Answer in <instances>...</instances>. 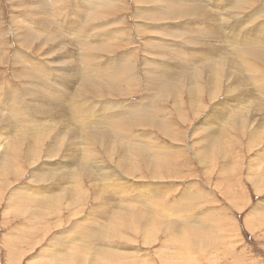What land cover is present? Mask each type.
I'll return each instance as SVG.
<instances>
[{"label":"rangeland","instance_id":"obj_1","mask_svg":"<svg viewBox=\"0 0 264 264\" xmlns=\"http://www.w3.org/2000/svg\"><path fill=\"white\" fill-rule=\"evenodd\" d=\"M53 1L58 2L56 9L46 10L51 29L48 34L36 20L25 15L22 7L12 9L9 0H0V158L19 160L6 176L0 163V264H264V67L259 66L262 73L248 70L241 57L230 62L235 53L249 54L235 47L242 45L244 26H249L247 31L256 28L252 24L254 15H258L254 19L261 17L257 20L261 26L258 32H263L264 0H249L240 16L234 18L230 12L236 6L226 7L232 0H203L206 7L202 10L218 18L229 9L224 16L230 17L231 26L222 21L217 25L221 30L218 35L211 34L206 21L200 22L205 26L204 33L213 37L197 33L204 43L196 45L199 42L190 41V46L185 41L193 35L190 29L195 31L189 24L193 20H149L147 13L142 12L156 5L153 0L154 5L144 3L142 7L135 6L133 0H119L121 13L116 16L106 12L100 27L91 20L93 33L83 35L90 42L78 46L73 34L62 33L63 27L60 29L55 22L61 11H68L71 1L76 0ZM78 1L80 4L82 0ZM33 2L27 1V5ZM181 2L192 0H157L165 5ZM37 11L32 14L34 18L42 15L43 11ZM33 32H39L41 38L49 37L47 41L38 39L46 45L40 47L33 42L27 51H21L17 42L37 39ZM167 32L170 36L163 42L159 38L155 46L166 44L169 49L158 47L153 55L152 46H148L150 38ZM26 35L32 39H24ZM237 37L239 43L234 39ZM101 42L107 49L95 53V44ZM262 48L259 46L258 50ZM17 52L32 56L35 63L38 61L48 70L46 75L52 80L48 88L39 80L43 78L40 74L29 72L26 78L21 75L23 66L28 71L29 64H16ZM150 53L154 57H149ZM193 56H199V61L195 62ZM71 62L78 70L75 78L67 66ZM204 62L212 70L223 62L225 74L208 68L203 72L194 70ZM127 68L134 81L122 80V97L106 92L88 94L82 89L83 76L95 77L91 80L105 84L106 71L122 72ZM238 69L245 70L240 73ZM152 72L157 79H164L158 87L149 85ZM62 74L72 80L71 93L61 86L57 89V84L63 82ZM33 77L39 78L38 84ZM48 77L43 78L46 83ZM165 81L177 92L181 107L175 104V95L167 91ZM182 84L184 87L177 90ZM87 85L94 86V82ZM32 87L52 92L49 96L38 94L39 99L34 100L25 95V89L34 91ZM57 90L60 95L55 94ZM103 105L111 106L112 112L118 108L117 114H126L132 105L138 107L130 117L122 114L115 118L107 114L111 111ZM156 119H163L164 125L152 123ZM225 123L231 127V135L220 140L225 141V147H206L205 139L217 141L219 133L226 130ZM116 131H124L126 137L122 132L117 136ZM16 141L20 143L10 145ZM224 149L231 156L228 162L225 151H221ZM34 173H40L46 182L32 184ZM14 174H18L16 180L9 177ZM39 193L47 195V202L55 194L54 203L45 207L28 198L41 196ZM17 196L22 197L12 200ZM114 209L120 213L118 217H114ZM152 213L163 215L156 217L155 223L144 219ZM166 223L174 232L170 233ZM91 227L94 231H88ZM190 227L194 229L182 233ZM112 255L124 257V261L110 259Z\"/></svg>","mask_w":264,"mask_h":264},{"label":"bare ground","instance_id":"obj_2","mask_svg":"<svg viewBox=\"0 0 264 264\" xmlns=\"http://www.w3.org/2000/svg\"><path fill=\"white\" fill-rule=\"evenodd\" d=\"M27 1H35V2H33V3H31L30 4V6H28L27 5ZM38 1V2H37ZM154 1V3L156 4V5H154V3H152V1L151 0H133V2H134V4H137V5H135V6H141V4H144V3H147V4H145V5H150L151 3L154 5V7L153 8H151V9H149V10H146V11H143L142 13L143 14H145V13H147V18L149 19V20H152V21H155V22H157V21H168V20H177V19H180V18H185V17H188V18H191V20H193L191 23H189V24H191V25H193L194 26V29H195V31H194V33L193 32H191V30L192 29H190V33H192L193 35H191L190 36V38L188 37V39L189 40H187V41H185L186 43H188V45H189V43H190V41H195L196 43L197 42H199V44L197 43L196 45H200L201 43L203 44L204 43V41H203V38H200V36H198V35H200V34H197V33H202V35H204V36H208V35H211V34H213L214 32L216 33V34H218L219 35V32L221 31L220 30V28H218V26L217 25H220V23L222 22V21H226V23H228L229 24V21H228V17L229 16H224L225 14H228L230 11H229V9H225L223 12H222V10H221V12H222V14L220 15V18H218L215 14H211V13H209V12H207V11H203L202 10V8L203 7H206V5H205V2L203 1V0H195V2H194V0H192V2H181V3H174V4H170V5H165V4H162V3H157V0H153ZM9 2L11 3L10 5H11V7H12V9H20V7H22L26 12H27V14H25V15H28L29 17H31L32 19H34V20H36V22L43 28V30H45V32L46 33H48V34H50L49 32H50V28H49V26H48V23H47V14H48V11H46V10H48L49 8L51 9H56V7H57V5H58V2L56 1H53V0H9ZM72 2V4L70 3L69 4V9H68V11H66L65 13H62V11H61V13H60V15H59V18L58 19H56L57 21H59V22H61V23H59V22H57L56 20H55V22H56V26H58L60 29H62V27H63V31H61L62 33L64 32V31H67L66 33V35H69V34H73V37L74 38H76L78 41H79V43L77 44L78 46L80 45H86V44H88L90 41L89 40H87L88 38H85L83 35H85V34H87V32H89V34H92L93 33V27L94 26H92V23H91V20L92 21H95L96 23H97V26L98 27H100L101 25H102V23H103V16H104V14H106V12H108V11H110V12H113V14H115L116 16H118V14H119V12H120V8H118L119 7V0H115L114 2H112V3H110V2H108L107 0H82V1H80V4L78 3L79 1L78 0H76V1H71ZM198 2V3H197ZM217 2L218 3H220V1L219 0H217ZM248 2H249V0H232V2L231 3H229L228 2V4H227V6L226 7H235L233 10H231V12H230V16H232L233 18L234 17H237V16H240V14L243 12V7L246 5V4H248ZM251 2V1H250ZM260 2H261V0H260ZM189 3H192V6L191 7H188V4ZM101 4V5H100ZM252 4V3H251ZM263 4V3H262ZM40 5V6H39ZM202 5V7H200V6ZM24 6H27V7H24ZM247 6V5H246ZM249 6V5H248ZM83 7V8H82ZM142 7V6H141ZM264 7V6H263ZM140 8V7H139ZM219 8V7H218ZM217 7L215 8V9H218ZM249 8H250V6H249ZM61 9V8H60ZM134 9V8H133ZM138 9V8H137ZM38 10V11H37ZM143 10V9H142ZM34 11H37L38 13L40 12V11H43L42 12V15H41V17H38V18H34L33 17V13H34ZM63 11H64V9H63ZM141 11V10H140ZM246 11V10H245ZM244 11V12H245ZM52 12V11H51ZM54 12V11H53ZM60 12V11H59ZM123 12V11H122ZM125 12V11H124ZM132 12V11H131ZM134 12V11H133ZM137 12V11H136ZM264 12V11H263ZM25 13V12H24ZM38 13H36V14H38ZM121 13V12H120ZM142 13H139V12H137V14H142ZM207 13H208V16H207ZM262 13V12H261ZM260 13V14H261ZM35 14V15H36ZM211 14V15H210ZM217 15H218V12L216 13ZM255 14H257V13H255ZM259 14V15H260ZM24 15V14H23ZM58 15V14H57ZM112 15V14H111ZM110 15V16H111ZM262 15V14H261ZM264 15V14H263ZM113 16V15H112ZM137 16V15H136ZM255 16V15H254ZM254 16H253V19H252V24L256 27L255 29H254V31H251V30H248L247 31V29L245 30V28H248L249 26H244L245 28L243 29V30H241L242 31V35H240V37H241V43L240 44H242L241 46H237V47H235V49L236 48H238L240 51H242V52H248L249 54H245V53H235V55L237 56H234V58L232 59V60H230V62H233L234 60H236V59H238V58H242V59H244V60H242V62H244V63H246V66H247V68H248V70H256L257 72H260V73H262L261 71V69H260V67L259 66H261V68L262 67H264V48H262V49H260V50H258V47L259 46H262V47H264V30H263V32L262 33H260V32H258V29L261 27L260 26V23L259 22H257V20H258V18H260L261 19V17H258L257 19L255 18L254 19ZM258 16V15H257ZM257 16H255V17H257ZM27 17V16H26ZM121 17V16H120ZM232 17H231V19H232ZM264 17V16H263ZM262 17V18H263ZM13 18V17H12ZM28 18V17H27ZM108 18V17H107ZM123 18V17H122ZM133 18V17H132ZM187 18V19H188ZM230 18V17H229ZM17 19V18H16ZM85 19H87V20H85ZM126 19V18H125ZM145 19V18H144ZM114 21H116L115 20V18L113 19ZM141 20V19H140ZM181 20V19H180ZM183 20V19H182ZM190 20V19H189ZM235 20V19H234ZM238 20V19H237ZM83 21V22H82ZM112 21V20H111ZM204 21H206V28L208 27V29L210 28V32H211V34H206V33H204V30H203V28L205 27L204 26V24L203 23H200V22H204ZM220 21V22H219ZM231 21V20H230ZM28 24H30V26H32V21L30 20V19H28ZM31 22V23H30ZM124 22H126L125 20H124ZM123 22V23H124ZM130 22V21H129ZM173 22V21H172ZM185 22V21H184ZM233 22V21H232ZM154 23V22H153ZM212 23H214L213 25H212ZM223 23V22H222ZM221 23V24H222ZM55 24V23H54ZM79 24V25H78ZM127 24V23H126ZM125 24V25H126ZM135 24H136V22H135ZM234 24V23H233ZM236 24V23H235ZM234 24V25H235ZM14 26H15V24H13ZM198 25H199V29H198ZM230 25V24H229ZM239 26H240V24H238ZM237 25V26H238ZM242 25V24H241ZM243 25H245V24H243ZM247 25V24H246ZM105 26V25H104ZM103 26V27H104ZM122 26H123V24H122ZM156 26H157V24H156ZM169 26V25H168ZM189 26V25H188ZM215 26V27H214ZM231 26V25H230ZM262 26H264V25H262ZM57 27V28H58ZM89 27V28H88ZM138 27V26H137ZM148 27V26H147ZM150 27H151V25H150ZM163 27H165V26H163ZM185 27V26H184ZM241 27V26H240ZM251 27V26H250ZM16 28V27H15ZM20 28V27H19ZM155 28V27H154ZM158 28H159V26H158ZM161 28V27H160ZM168 28V27H167ZM193 28V27H192ZM243 28V27H242ZM253 28V27H252ZM21 29V28H20ZM19 29V30H20ZM23 29V28H22ZM27 29V28H26ZM25 29V30H26ZM48 29H50L49 31H48ZM102 29V28H101ZM136 29H139V28H136ZM207 29V30H208ZM214 29V30H213ZM263 29V28H262ZM24 30V29H23ZM184 30V29H183ZM198 30H199V32H198ZM237 30H239V29H237ZM253 30V29H252ZM28 31V30H27ZM103 31V30H102ZM151 31V30H150ZM157 31H158V29H157ZM229 31V30H228ZM240 31V30H239ZM30 32V31H29ZM43 32V31H42ZM138 32V31H137ZM161 32V31H160ZM32 33V32H31ZM155 33V32H154ZM143 34V33H142ZM153 34V33H152ZM156 34V33H155ZM154 34V35H155ZM178 34V33H177ZM215 34V35H216ZM1 35V34H0ZM29 35V34H28ZM28 35H26L25 37H24V39H32V36H29L28 37ZM39 35H41L39 32H37V33H35V32H33V36H35L37 39H34L33 41H31V42H27V41H19V42H17V44H19L20 45V50L21 51H24V50H28L29 49V47H30V44L31 43H33V42H38L37 44H38V46H40V47H43V46H45L46 45V43L45 42H43V41H41V40H38V39H42V40H46L47 41V39H49V37H47V36H45V37H40ZM44 35V34H43ZM153 35V36H154ZM179 35V34H178ZM185 35H187V34H185ZM229 35V34H228ZM20 36V35H19ZM42 36V35H41ZM144 36V35H143ZM168 36H170L169 35V32H167V34L166 35H159L157 38H155V39H151L150 38V44H148V46H149V49L151 48V46H152V54L154 53V51L156 52V49L159 47H157V46H155L156 44L158 45V39L159 38H161V41L163 42V40L166 38V37H168ZM173 36V35H172ZM175 36V35H174ZM212 37H213V35H211ZM217 36V35H216ZM3 37V36H2ZM53 37V36H52ZM152 37V36H151ZM156 37V36H155ZM183 37V36H182ZM104 38V37H103ZM103 38H102V41H103ZM178 38V37H177ZM215 38V37H214ZM218 38V37H217ZM17 39L18 40H21L18 36H17ZM56 39V38H55ZM108 39V38H107ZM192 39H194V40H192ZM232 39V38H231ZM235 39V41L237 42L238 41V37L237 38H234ZM52 40V39H51ZM115 40V39H114ZM136 40V39H135ZM101 41V40H100ZM112 41V40H111ZM53 42V41H52ZM97 42H98V40H97ZM105 42V41H104ZM116 42V41H115ZM128 42V41H127ZM143 42H145V41H143ZM229 42V41H228ZM92 43V42H91ZM112 43V42H111ZM118 43V42H117ZM120 43H122V42H120ZM129 43V42H128ZM192 43V42H191ZM190 43V44H191ZM237 43H239V41L237 42ZM49 44V43H48ZM34 45V44H33ZM50 45V44H49ZM90 45V44H89ZM122 45V44H121ZM195 45V44H194ZM97 46V48H95V53H96V51H100V50H105V49H107V46L105 45V44H103L102 42H101V44H98V45H96L95 44V47ZM116 46V45H115ZM120 46V45H119ZM147 46V45H146ZM161 46V45H160ZM166 46V44L165 45H163V46H161V47H165ZM173 46V45H172ZM190 46V45H189ZM208 46V45H207ZM212 46V45H211ZM251 46H253L252 48H250ZM84 47V46H83ZM161 47H159V50L161 49ZM167 47V46H166ZM114 48V47H113ZM116 48V47H115ZM148 48V47H147ZM168 48V47H167ZM193 48V47H192ZM198 48V47H197ZM23 49V50H22ZM40 49L41 48H39V51H40ZM85 49V48H84ZM88 49H90V50H93V48L92 47H90V48H88ZM148 49V50H149ZM169 49V48H168ZM170 49H171V47H170ZM172 49H173V47H172ZM208 49V48H207ZM154 50V51H153ZM167 50V49H166ZM177 50V49H176ZM210 50V49H209ZM57 51V50H56ZM111 51V50H110ZM127 51V50H126ZM145 51V50H144ZM195 51V50H194ZM52 52V51H51ZM102 52V51H101ZM112 52V51H111ZM176 52V51H175ZM174 52V53H175ZM192 52V51H191ZM221 52H223V51H221ZM27 53V52H26ZM50 53V52H49ZM53 53V52H52ZM55 53V52H54ZM59 53V52H58ZM177 53H178V55H180L179 53H181L180 52V50H177ZM195 53V52H194ZM229 53V52H228ZM29 54V53H28ZM70 54V53H69ZM104 54V53H103ZM126 54V53H125ZM151 53H150V55H149V57L150 56H153V55H155V54H153L152 55ZM21 55H24L25 56V58H23ZM54 55V54H53ZM177 55V54H176ZM232 55V54H231ZM81 57H83V55H80ZM200 56V55H199ZM199 56L198 57H194V61L196 62V61H199L198 59H199ZM15 63L16 64H20V63H26V64H29V70L28 71H25V67L23 66V69H22V72H21V75H23V76H25V78L27 77V75H29V72L30 73H32V74H36V75H38V74H40V76L41 77H43V78H45V77H48L47 75H46V73H48V70L45 68V70H44V68L43 67H41V63L39 64V62L38 61H36L37 63H35L34 62V59L32 58L31 59V57H29V56H27L26 54H25V52L24 53H22V52H20V53H18L17 52V54L15 55ZM124 57V56H123ZM154 57V56H153ZM153 57H152V59H153ZM189 57V56H188ZM1 58V57H0ZM122 58V57H121ZM222 58V57H221ZM232 58V57H231ZM134 59V58H133ZM178 59V58H177ZM222 59H224V58H222ZM170 60H171V57H170ZM191 60V59H190ZM189 60V61H190ZM209 60V59H208ZM211 60V59H210ZM13 61V60H12ZM11 61V62H12ZM155 61V60H154ZM200 61H201V59H200ZM212 61V60H211ZM157 62V61H156ZM165 62V61H164ZM224 62V61H223ZM223 62H220V64H219V66L217 65V64H215V67L216 66H218L215 70H212V68L211 67H209L208 68V63L206 64L205 62L204 63H202V64H199L198 65V67H196V69L194 68V70L195 71H198V72H201L202 71V69H204L203 71H205L207 68V70H211L212 72H214V71H216L217 70V72L218 73H220V74H225V70H224V67L226 66V65H224L223 64ZM225 62H229V61H226L225 60ZM239 62H241V61H239ZM238 62V63H239ZM1 63V62H0ZM13 63V62H12ZM52 63V62H51ZM133 63V62H132ZM212 63V62H211ZM54 63H52V65H53ZM74 64L75 63H72L71 62V65H67L68 66V68H70L71 70H69V71H71L72 73V76H73V78H75V77H77L78 76V70L77 69H74L73 68V66H74ZM151 64V63H150ZM240 64V63H239ZM47 65V64H46ZM62 65V64H61ZM147 65V64H146ZM231 65H232V63H231ZM241 65H242V63H241ZM244 65V64H243ZM113 66V65H112ZM155 66V65H154ZM159 66V65H158ZM245 66V65H244ZM243 66V67H244ZM61 67V66H60ZM123 67V66H122ZM127 67V66H126ZM145 67H148V66H145ZM156 67H157V65H156ZM240 68H241V66H239ZM259 67V68H258ZM118 68V67H117ZM176 68V67H175ZM178 68V67H177ZM206 68V69H205ZM233 68H235V67H233ZM232 68V69H233ZM88 69V68H87ZM90 69V68H89ZM88 69V70H89ZM149 69V68H148ZM147 70V69H146ZM154 70V69H153ZM153 70H151V71H153ZM157 70V69H156ZM155 70V71H156ZM176 70V69H175ZM234 70H236V69H234ZM234 70H233V73H234ZM238 70H241V69H238ZM243 70H245V69H243ZM243 70H241V72L240 73H243L242 71ZM261 70V71H260ZM13 71V70H12ZM42 71H43V73H42ZM74 71V72H73ZM143 71V70H142ZM150 71V70H149ZM184 71V70H183ZM202 71V72H203ZM232 71V70H231ZM144 72H145V70H144ZM147 72V74H148V71H146ZM178 72H179V70H178ZM177 72V73H178ZM235 72H237V71H235ZM251 72V71H250ZM60 73V72H59ZM91 73V72H90ZM100 73V72H99ZM106 74H104L105 76H106V83L104 84L102 81V83L100 84L99 83V81L97 82V80H91V79H94L95 77H93V78H91V77H85V76H83L81 79H80V83L82 82V84H83V86L84 87H82V89L84 88L86 91H87V93L88 94H94V95H104V92H106V93H108V95L109 96H113V95H115L116 97H122V95H123V92L125 91V87H124V85H123V83H122V85H120V83L121 82H123L122 80H124V78L126 79V81L127 82H129L130 83V81L129 80H131L132 82L134 81L133 80V77H132V75H131V73H129V71H128V68L127 69H124V71H122V72H120L119 71V69H117V70H111V72H108L107 73V71L105 72ZM155 72H152L151 74L153 75V76H151L150 77V79L152 80V81H149V85H151V86H153L152 84H154L156 87H158L159 85H160V82L161 81H163L164 79H157V77L155 76V74H154ZM158 73H159V71H158ZM170 73V72H169ZM168 73V74H169ZM171 73H172V71H171ZM239 73V72H238ZM240 73H239V75H240ZM44 74V75H43ZM61 74V73H60ZM98 74V73H97ZM111 74H115V75H111ZM245 74H247V73H245ZM249 74V73H248ZM256 74V73H255ZM87 75H89L88 73H87ZM99 75V74H98ZM108 75H110V76H108ZM159 75V74H158ZM162 75V74H161ZM170 75H172V74H170ZM174 75V74H173ZM178 75V74H177ZM235 75H236V73H235ZM234 75V76H235ZM14 76V75H13ZM52 76V75H51ZM145 76V75H144ZM150 76V75H149ZM166 76V75H165ZM218 76V75H217ZM233 75H232V77H234ZM238 76V75H237ZM247 76V75H246ZM250 76H251V74H250ZM17 77V76H16ZM58 77V76H57ZM61 77L63 78V82L61 83H59V84H57V85H59V86H57V89H58V87H63V89H65V92H66V90L67 91H69L70 93H71V84H72V80H69L65 75H61ZM147 77V76H146ZM167 77V76H166ZM185 77V76H184ZM28 78H31V77H29L28 76ZM38 78V77H37ZM37 78L36 77H33L32 78V80H33V82L34 83H37L38 84V80H37ZM43 78H38L39 80H41L42 82H44L47 86H46V88H48L49 87V81H52V80H50V78L48 77V79L49 80H47V82L48 83H46L45 82V80L43 79ZM154 78H156V79H154ZM159 78V77H158ZM236 78V77H235ZM15 79V78H14ZM21 79V78H20ZM149 79V78H148ZM149 79V80H150ZM168 79H170V78H168ZM232 79V78H231ZM238 79V78H237ZM147 80V79H146ZM171 80V79H170ZM218 80V79H217ZM223 80V79H222ZM233 80H235V79H233ZM239 80V79H238ZM15 81H17V80H15ZM60 81V80H59ZM89 81H93L94 82V86L93 85H87L88 83H89ZM105 81V80H104ZM181 81V80H180ZM182 81H184V80H182ZM240 81V80H239ZM9 82V81H8ZM166 82V86H167V88H169V89H167V91H169V90H171L172 92H173V86L171 87V85L170 84H168L167 83V81H165ZM173 82V81H172ZM80 83H79V85H80ZM126 83V82H125ZM174 83V82H173ZM223 83V82H222ZM227 83H228V81H227ZM6 84H8V83H6ZM76 83L74 82V85H75ZM185 84V83H184ZM184 84H182L181 85V87H176V89L177 90H180V89H182L183 87H184ZM216 84V83H215ZM217 85V84H216ZM228 85V84H227ZM262 85H263V83H262ZM1 86V85H0ZM10 86V85H9ZM56 86V85H55ZM131 86V85H130ZM155 86H154V88H155ZM175 86V85H174ZM2 87H3V85H2ZM6 87H8V86H6ZM27 87V86H26ZM52 87V86H51ZM127 87V86H126ZM13 88V87H12ZM46 88H44V89H41V88H36V87H32V89H34V91L32 92V90H29V89H25V95L28 97V98H32V99H34V100H38L39 98H38V94H41V93H43V94H48V93H51L52 92V89H51V91H47L48 93H46L45 91V89ZM56 88V87H55ZM130 88V87H129ZM148 88V87H147ZM124 89V90H123ZM54 90V89H53ZM60 90H62L61 88H60ZM126 90H128L127 88H126ZM4 91V90H3ZM2 91V92H3ZM59 93V95L61 94L60 92H58V90H57V92H55V94H58ZM76 93V92H75ZM74 93V94H75ZM174 93V95H175V104H177L178 105V107H181V102H180V99L178 98V94H177V92H173ZM3 94V93H2ZM5 94H6V92H5ZM54 94V95H55ZM62 94H63V92H62ZM65 94V93H64ZM68 94V93H67ZM24 95V96H25ZM50 94H48V96H49ZM70 95V94H69ZM4 96H6V95H4ZM9 96V95H8ZM52 96V95H51ZM2 97V96H1ZM69 97V96H68ZM72 97V96H71ZM79 97V96H78ZM3 98H5V97H3ZM25 99H26V97H25ZM62 99H63V97H62ZM61 99V100H62ZM65 99V98H64ZM78 99V98H77ZM83 99V98H82ZM65 100H67V99H65ZM170 99H168V101H169ZM41 101V100H40ZM59 101H60V99H59ZM78 101V100H77ZM31 102V101H30ZM61 102V101H60ZM87 102V101H86ZM42 103V102H41ZM45 103V102H44ZM79 103V102H78ZM192 103H194V101H192ZM1 104V103H0ZM2 105V104H1ZM37 105V104H36ZM39 105V104H38ZM77 105V104H76ZM108 105H113V104H108ZM108 105H106V106H104L103 105V107L105 108V109H108V110H110L111 112L110 113H107V114H110L111 116H114L115 118H118V116H120V115H124V117H130V116H132L136 111H137V107H138V105H132V106H130L132 109H130L129 111H127L126 112V114H125V111H123L121 114H117V113H120L118 110V108H116V111L114 110V112H112V110L110 109V107L108 106ZM165 105V104H164ZM204 105H206V103H204ZM21 107H25V106H23V105H20ZM32 106V105H31ZM73 106V105H72ZM94 106V105H93ZM128 106V105H127ZM8 107V106H7ZM35 107V110L36 111H38V112H42L37 106H34ZM89 107H91V105L89 106ZM97 107H99V106H97ZM102 107V106H101ZM116 107V106H115ZM118 107V106H117ZM129 107V106H128ZM202 107V105H200V108ZM4 108V107H3ZM94 108V107H93ZM103 108V109H104ZM121 108V107H120ZM184 108V107H183ZM74 110H75V107L73 108ZM100 109V108H99ZM118 109V110H117ZM124 110H126V107H124L123 108ZM96 110V109H95ZM46 111V110H45ZM101 111V110H100ZM174 111H176V109H174ZM88 112H90L89 110H88ZM96 112V111H95ZM109 112V111H108ZM46 113V112H45ZM36 114V113H35ZM47 114V113H46ZM45 114V115H46ZM72 114V113H71ZM114 114H117V115H114ZM37 115V114H36ZM39 115V114H38ZM92 115V114H91ZM110 115H109V117H110ZM40 116V115H39ZM94 116V115H93ZM80 117V116H79ZM83 117H85V115H83ZM1 118H3V117H1ZM8 118V117H7ZM107 118V117H106ZM104 119V120H107V119ZM111 118V117H110ZM160 118V117H159ZM34 119H36V118H34ZM85 119V118H84ZM83 119V120H84ZM88 119H89V117H88ZM109 119V118H108ZM90 120V119H89ZM104 120H102V121H104ZM0 121H3V120H1L0 119ZM23 121H25V120H23ZM31 122L33 121V119H31L30 120ZM114 121H120V119H114ZM161 121H163V119H161V120H158V119H156V121H152V123H160V127H162V125H164V122L162 123ZM88 122V121H87ZM99 122V121H98ZM106 122V121H105ZM104 122V123H105ZM108 122V121H107ZM91 124L93 123V120L90 122ZM39 125V124H38ZM92 125H94V124H92ZM217 126V125H216ZM225 128H226V130H224V131H221V129H219V131H221L220 133H219V135H218V140L217 141H214L215 143H216V145H214V142H213V138H210V139H208V140H206L205 139V144L204 145H206V147H225V141L224 142H220V140H223V138H225V137H229V135H231V127H228L229 125H227V123H225V125H223ZM219 127V126H218ZM215 128V127H214ZM37 131V130H36ZM216 131V130H215ZM218 131V132H219ZM120 132H122L121 134H123V136L124 137H126V135H124V131H116V135L117 136H119V134H120ZM208 132H211V131H208ZM40 133V132H39ZM203 133V132H202ZM212 133V132H211ZM214 133H217V132H214ZM38 134V133H37ZM41 136V135H40ZM204 136H206V135H204ZM256 136V135H255ZM221 137V138H220ZM260 137V136H259ZM42 138V137H41ZM40 138V139H41ZM253 138L254 137H251V139L253 140ZM258 138V137H257ZM39 138H38V141L40 140ZM114 139H116V138H114ZM118 139V138H117ZM211 139H213V140H211ZM247 139L249 140V137H247ZM108 140V139H107ZM21 141V140H20ZM20 141H16V142H13V143H11L10 145H14V144H17V143H20ZM104 141H106L105 139H104ZM202 143H203V141H202ZM142 151H146V149H142ZM221 151H225V162H228L229 161V158H231V156L229 155V154H227V152H226V150L224 149V150H221ZM57 153V152H56ZM36 156L37 157H39V154H36ZM105 157H106V155H105ZM126 157H128V155H126ZM146 157H148V159H150V155H149V153L147 154L146 153ZM90 159H92V157H90ZM90 159H87V161H90ZM98 159H99V157H98ZM97 160V159H96ZM231 160V159H230ZM19 160H14V159H9V158H7V157H2V158H0V163H1V165H2V173H4V175H5V173L6 172H9V171H11V170H13V169H15V167L17 166V162H18ZM23 164H25V162L23 161ZM229 166V165H228ZM126 167H128V165H126ZM131 169H132V167H131ZM258 169V168H257ZM1 172H0V174H1ZM16 172V171H15ZM7 175V174H6ZM5 175V176H6ZM17 175L18 174H14V175H12V176H9V177H13V178H15V180H16V178H17ZM32 178H33V180L31 181V183L32 184H37V183H42V182H46V181H43L44 179H42V177H41V174L40 173H34V174H32V176H31ZM49 179V178H48ZM1 180V179H0ZM4 180V179H3ZM10 180V179H9ZM50 180V179H49ZM2 181V180H1ZM36 181H37V183H36ZM6 182V181H5ZM48 183V182H47ZM44 184V183H43ZM46 184V183H45ZM34 186V185H33ZM82 187V186H81ZM18 190V189H17ZM95 192V191H94ZM24 194V193H23ZM22 194V195H23ZM39 194H42L41 196L39 195V196H34V197H28V198H32V199H36L37 201H38V204L39 205H43V206H45V207H47V206H49V205H51L52 203H54V197H55V194H53L52 195V199H51V201H49V202H47V195L45 196L44 195V193H39ZM58 195V194H57ZM60 196V195H59ZM19 197H22V196H17V197H15V198H13L12 200H14V199H17V198H19ZM55 199H57V198H55ZM96 199V198H95ZM97 199H98V197H97ZM96 199V200H97ZM41 201V202H40ZM87 201V200H86ZM85 201V202H86ZM92 202H93V200H92ZM101 203H102V201H101ZM22 207V206H21ZM18 209V208H17ZM21 209H23L24 210V207L23 208H21ZM21 209H19V210H21ZM98 209V208H97ZM91 210H93V208L91 209ZM11 211V210H10ZM15 211V210H14ZM18 210H16V212H17ZM112 211V210H111ZM19 212V211H18ZM165 213V212H164ZM166 214V213H165ZM118 215H120V213H118V211H116V209H114V217H118ZM163 215V213H152V215H150V217H144V215H140V217H144V219H148V221H154V223L155 222H157V220L155 219L156 217H161ZM76 216V215H75ZM176 216V215H175ZM116 221H118V219H116ZM190 223V222H189ZM169 223H166V224H164V225H168ZM96 225H98V227H100V223L98 222V223H96ZM168 229H170V233H172V232H174L173 231V228H172V226L169 224L168 225ZM190 229H194V227H190V228H188V230H183V232L182 233H184V231H190ZM88 231H94V229H92V227L91 228H88ZM182 231V230H181ZM174 239L176 240V239H178V237H174ZM171 240V239H170ZM174 243V242H173ZM190 243H192V241H190ZM196 245H198V247H200V243H196ZM200 248H202V247H200ZM82 249H84V251H86V249L85 248H83L82 247ZM104 255H106V253H104ZM118 259V261H124V257H118V255H112V257H110V259ZM106 259H108V255H106ZM126 259V258H125ZM135 262V261H134ZM68 263V262H67Z\"/></svg>","mask_w":264,"mask_h":264}]
</instances>
